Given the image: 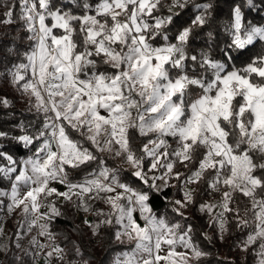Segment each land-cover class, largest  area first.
<instances>
[{
  "label": "snow or ice",
  "instance_id": "1",
  "mask_svg": "<svg viewBox=\"0 0 264 264\" xmlns=\"http://www.w3.org/2000/svg\"><path fill=\"white\" fill-rule=\"evenodd\" d=\"M71 3L81 14L58 6L56 0H19L20 19L32 44L23 54L25 62L13 65L8 74L35 99L45 119L36 134L13 137L32 151L27 159L18 161L0 147V160L6 161L0 165V180L10 183V190L0 189V197L9 201L8 210L21 208L26 219L34 216L28 220L29 230L38 226L41 236L54 240L50 224L61 213L50 201L49 211L41 213V198L71 201L75 196L86 213L92 211L87 200H102L110 210L97 209L95 215L103 219L95 224L85 220L93 235L107 225L115 229L116 241H135L114 264H191L206 255L192 242V226L182 228L180 222L157 217L149 198L152 192L173 187L172 180L179 182L183 198L169 203L185 218L183 210L195 199L196 189L189 186L204 182L209 195L226 189L218 203L200 205L207 214L221 209L213 216L221 232L225 213L233 211V194L249 199L255 227L241 247L253 248L256 264H264V55L242 68L229 64L232 48L264 41V25L246 24L242 5L237 4L226 26L232 40L221 62L208 52H187L194 29L208 22L210 3H192L191 23L177 29L174 41L168 28L179 12L173 9L183 10L191 0H171L167 5L164 0ZM247 6L255 7L253 0H247ZM164 7L167 15L162 14ZM6 9L0 22L10 24L13 8ZM157 37L164 42L160 46L152 43ZM208 37L211 41L213 34ZM0 103L7 106L9 101ZM130 129L148 137L139 155ZM8 135L0 131V138ZM104 152L122 157L147 191L122 182L120 170L96 154ZM93 163L96 167L82 181L69 178ZM178 164L189 173L177 171ZM52 182L66 190L50 187ZM21 186L26 189L23 194ZM137 211L143 226L134 218ZM238 224L247 227L248 221ZM33 243L49 247L35 238ZM177 247L186 251L178 252ZM63 253L55 245L46 256L63 261Z\"/></svg>",
  "mask_w": 264,
  "mask_h": 264
},
{
  "label": "trees",
  "instance_id": "2",
  "mask_svg": "<svg viewBox=\"0 0 264 264\" xmlns=\"http://www.w3.org/2000/svg\"><path fill=\"white\" fill-rule=\"evenodd\" d=\"M87 2L94 5L97 0H87ZM56 3L58 6L67 5L69 8L71 6L76 14H81L80 9H77L71 0H56ZM164 3L170 4L171 0H164ZM192 3H210L212 8L207 24L202 28L194 29L187 49L189 56L198 55L204 51L224 62L225 52L232 40L230 33L226 31V26L230 23L232 9L237 4L242 5L246 24L250 22L256 26L264 25V4H261L260 0H253L255 7L251 9L247 6V0H191L187 8L173 9L174 12H179V16L174 18L173 25L168 28L171 40L174 41L177 29L191 23L195 14ZM6 5L13 8V22L10 24L0 22V100L6 98L9 101L7 106L0 103V131L7 132L9 135L6 139L0 138V147L14 159L20 161L32 155V151L18 143L13 137L36 134L43 127L45 117L42 112H38L33 107L28 93L12 83L11 76L8 74L13 65L25 62L23 54L30 48L32 41L28 39L30 34L24 27L25 22L20 19L19 0H0V16L7 10ZM162 14H168L167 7L162 9ZM209 32L213 34L211 41L208 37ZM152 43L154 46H160L164 42L160 37H157ZM230 55L232 59L229 64L242 68L257 56L264 55V41H254L253 45H249L245 49L232 48ZM129 135L135 137L133 147L139 155V149L147 142L148 137H141L135 129H130ZM167 139L172 147H175L174 140L171 137ZM31 147L34 150L35 145ZM96 154L106 161L107 166L120 170L122 182L129 183L137 190L147 191L145 185L131 176L132 169L121 165L116 157ZM5 163L6 161L0 160V165ZM95 167L96 164L93 163L86 170L73 171L69 178L73 182L82 181ZM189 168H193V165H189ZM176 170L185 174L189 173V169L180 164L177 165ZM170 183L174 186L164 189L161 193H150L149 204L157 217H164L169 223L180 222L182 228L188 225L192 226L190 233L192 242L206 255L198 260L193 259L191 264H256L257 257L253 248L244 251L241 247L248 233L252 232L255 227L251 203L248 198L240 193L233 194V201L230 204L233 211L225 213V229L221 232L218 223H214L210 214L200 211V205L209 203L211 199H221V192L226 189L209 195V190L204 182L194 185L196 189L194 202L183 210L185 218H181L172 211V205L169 203V201L183 198L181 185L175 180ZM9 187V181L0 180V189ZM53 202L61 214L51 221L50 231L54 234V240L50 241L64 250V260L56 259L53 264H83L84 261H87V264H114L117 255L134 246L135 242L120 243L116 241L114 238L115 229L112 226L103 225L98 233L93 235L92 228L85 221L80 220V213L84 211L77 206L79 201L76 197L73 196L71 201L56 198ZM89 203L93 205L91 208H94V211L102 209L108 212L110 210L109 206L102 201L96 200ZM100 219L103 217H98L94 213L93 222H89V224H94ZM238 220H247L248 226L239 225ZM18 231L19 223H16L10 234L9 247L0 264H34V255L28 250L17 247L15 237ZM77 249H79V255Z\"/></svg>",
  "mask_w": 264,
  "mask_h": 264
},
{
  "label": "rangeland",
  "instance_id": "3",
  "mask_svg": "<svg viewBox=\"0 0 264 264\" xmlns=\"http://www.w3.org/2000/svg\"><path fill=\"white\" fill-rule=\"evenodd\" d=\"M70 8H71V6H70ZM28 98H29L30 102L32 103L33 107H35V99L33 97H30L29 94H28ZM101 114H105V113L102 112ZM101 154L113 156L112 154L107 153V152H104ZM29 156H31V155H29ZM29 156L25 157L24 159H27ZM116 158L118 159V161L121 165H124L125 167L130 168L129 165L123 161L122 157H116ZM50 187H54L58 191H61V192L66 190V188L63 185H61L57 182H52L50 184ZM189 187L194 188V185H190ZM4 190H10V187L8 189H4ZM25 190L26 189H24L23 186H21V193L22 194ZM56 198L58 200H65L63 197H56V196L49 197L48 201H45V200H43V198H41V204L44 206H42L40 208V212L41 213H47L49 211L47 204L49 203V201L53 202V200ZM86 199H87V197H86ZM0 200H3V203L0 206V213H1L2 208H4V207L7 208V204L9 203V201L5 197H2ZM90 201H96V200H87L88 203ZM97 201H102V200H97ZM219 201H220V199H211L209 201V203H218ZM89 205H90V203H89ZM92 206L93 205H91V207ZM220 211H221V209L219 207L215 208L213 210V212L210 214V217L213 219V216H215V214L220 212ZM94 213H95L94 208H92V211H89L87 213L81 212L80 213V220L81 221L87 220L88 222H93V214ZM34 218H35L34 216H30L26 219L25 215L22 212V209L17 208L14 211L10 212V215L7 218L5 223H0V229H3V231L0 232V263L3 259L5 252L7 251L8 247H9L10 234H11L13 227L16 225V223H19V231L15 237L16 243L19 244L20 249L28 250L29 252H31L34 255V257H35L34 264H53L55 262V260H56L55 258H48L46 256V253L49 250H51V247H53L55 245L52 244L51 241L49 239H47L45 236H41L39 234L40 229L38 226H33L31 228V230H29V228H28V220L34 219ZM134 218L137 220L138 223L141 224V226H143L144 221L141 219L138 211L134 213ZM44 222L45 221H43V220L40 221V223H44ZM95 223H97V222H95ZM33 238H35L39 242V244L48 245L49 247H45L44 249L39 248L37 244L33 243ZM125 241H127V240H125ZM127 242H129V241H127ZM131 242H135V241H131ZM176 250L178 252L186 251L182 247H177ZM189 255H191V253H189Z\"/></svg>",
  "mask_w": 264,
  "mask_h": 264
},
{
  "label": "built area",
  "instance_id": "4",
  "mask_svg": "<svg viewBox=\"0 0 264 264\" xmlns=\"http://www.w3.org/2000/svg\"><path fill=\"white\" fill-rule=\"evenodd\" d=\"M9 215H10V211L5 207L2 208V211L0 213V223H5Z\"/></svg>",
  "mask_w": 264,
  "mask_h": 264
}]
</instances>
